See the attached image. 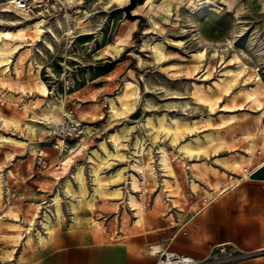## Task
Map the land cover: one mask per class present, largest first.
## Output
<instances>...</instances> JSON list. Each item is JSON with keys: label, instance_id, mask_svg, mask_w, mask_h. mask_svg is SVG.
Instances as JSON below:
<instances>
[{"label": "rangeland", "instance_id": "rangeland-1", "mask_svg": "<svg viewBox=\"0 0 264 264\" xmlns=\"http://www.w3.org/2000/svg\"><path fill=\"white\" fill-rule=\"evenodd\" d=\"M134 1L50 0L24 17L0 6V40L2 32L30 25L25 37L10 42L0 64V115L22 127L0 120V264H36L46 248L61 244L130 240L144 232L127 200L130 192L154 216L173 209L172 199L176 210L187 212L192 203V212L198 211L255 181L247 176L264 163V0ZM43 19L37 34L32 24ZM119 36L125 44L117 54L108 45ZM251 88L258 89L261 108L250 103ZM122 94L135 109L112 112L109 99L121 107ZM52 102L62 105L55 117L48 113ZM65 113H73L85 135L56 148L49 126ZM158 118L179 122L177 143L172 133L158 134L148 125ZM114 133L125 158L112 156L99 168L98 156L107 155L103 141L117 151ZM187 142L203 151L187 156L180 149ZM161 146L170 154L173 176L164 175ZM138 159L154 166L156 181L144 183L131 170ZM80 168L83 185L76 177ZM95 168L107 193L121 188L120 198H94ZM131 174L142 182L137 191ZM257 183L262 186L251 190L264 191V181ZM46 214L54 234L44 248L39 235L49 236ZM247 250L264 258V247Z\"/></svg>", "mask_w": 264, "mask_h": 264}, {"label": "crops", "instance_id": "crops-1", "mask_svg": "<svg viewBox=\"0 0 264 264\" xmlns=\"http://www.w3.org/2000/svg\"><path fill=\"white\" fill-rule=\"evenodd\" d=\"M257 182L260 181L243 183L246 188L211 199L198 211L192 212V203L187 212L176 210L172 199L174 210L154 216L145 213L143 226H139L144 232L124 242L68 243L46 248L48 243L36 264H154L157 256L147 253L148 248L153 253H157L155 248L158 252L169 248L196 259L205 258L213 247L222 243L246 250L263 248L264 191L251 190L262 186ZM154 217L156 225L152 224ZM239 264H264V258Z\"/></svg>", "mask_w": 264, "mask_h": 264}, {"label": "bare ground", "instance_id": "bare-ground-1", "mask_svg": "<svg viewBox=\"0 0 264 264\" xmlns=\"http://www.w3.org/2000/svg\"><path fill=\"white\" fill-rule=\"evenodd\" d=\"M16 15L19 16V14H16ZM23 17H24V15H23ZM44 22H45V20L43 19V20L37 21L34 24H32L36 28L37 34H41L43 32L42 26H43V23ZM29 26L22 27V28L20 27L17 31H10V30H8V31L2 32V34H1V40H0V64L1 65L5 61V60H3V59H5V55L7 53L9 54V52H11V50H12V46H11V43L12 42L11 41L17 40L18 38L25 37L26 36V33H27V28ZM124 44H125V39L123 37L119 36L116 39V42L111 43V44L108 45V50H111L112 49V50H114L118 54V53H120L122 51ZM157 53L159 55H161L163 53L161 47H158L157 48ZM204 56H205V52H202V51L199 52V57H204ZM43 94L44 95H47L46 86L43 87ZM196 96H197V94H196ZM247 96H248V99H249L250 103L253 106H255L257 108H261L263 106V103H262V101H261V99L259 97V93H258V89L257 88H251L248 91ZM119 98L121 100V107H118L113 99H109L110 100L109 102L111 104L110 106L112 108V112H116L118 114H124V113H126L128 111L130 112V111H132V110L135 109V105L133 103L134 101L132 102L131 100H125V94L120 95ZM196 99H197V103H199L198 102L199 99L198 98H196ZM204 99H205V97H204ZM204 99H202L200 97V100H201L200 103H203L202 101H205L206 100V99L205 100ZM56 102H57V100H56ZM56 102H52L53 104L50 105V112H48V113H50V117H55L56 116L55 113L57 111L56 108L62 106V105H59V103H56ZM209 102H210V99L208 100L207 104H209ZM33 104L34 105H38L37 104V101H34ZM158 119H159V121H158V124L157 125H155L150 119L148 120V125H152L153 129H155L158 134L161 131H165L167 134L172 133L173 142L176 141V143H177V141H178V131H179V122L178 121H175V125L173 126L171 124H167V122H166V120L164 118H158ZM0 120H1V125H3V126L8 127V126H10V124H12V126H15L17 129L18 128H20V129L22 128L20 122L10 121L9 119L2 117L1 115H0ZM187 125H188V123H187ZM31 130L35 134L36 131H37V128L34 127V126H31ZM85 131H86V129L85 128H82V132L85 133ZM2 138L6 139L7 141H11L13 143H18V145H20V143H22V141H19V140H17L14 137H2ZM110 138L113 141L114 145L116 146V150L117 151L116 152H111L108 149L105 141H103L101 143V146L106 151L107 155L105 157L98 156L100 158V160H101V164H98L96 166H99V168H100V166L102 164H105V163L110 162L109 160H110V157H112V156H115V157H117L119 159H124L125 158V155L123 153H121L119 151V149H118L120 147V145H121V136L118 133H114V134L111 135ZM208 138L210 139V136H208ZM221 139H222V137H221ZM200 140H201L200 137H197L195 141L198 142ZM138 142L136 144V147H137L136 154H139L140 153L139 143ZM180 149H181L182 152H184L189 157H193L194 154H196V153L199 154V153H201L203 151V149L201 147H199V146H197V148H194L193 143H191V142H187V143L181 145L180 146ZM160 153H161V159H160L161 160L160 161L161 164L160 165L163 166V170L166 172L164 175H166V176H169V175L173 176V174L175 172H174V169H173L172 164H171L169 152L163 146H161ZM70 159L71 158H68V159L66 158V160L63 162V166H65L66 164H68L70 162ZM236 163H238V162H236ZM198 164L197 163H194L193 165H191V167H194L195 169H197L198 166H199ZM236 167H237V165H236ZM131 170H134V171H137V172L141 173L142 176H143V179H144L143 180L144 183H146L148 181V177H151L155 181L157 180V176H156V172H155L154 166L152 164L147 165V166H144L141 163V159H138V160H136L133 163ZM95 175H96V179L95 180H96L97 183H96V185L94 187V195H93L94 198H97L98 196H101V197L102 196H104V197L105 196H109V197L112 196V197H114V199H118V198H120L122 196V190H121V188H116L111 193L110 192L107 193L105 191V188L103 187V183H102V180H101V177H100L99 169H96L95 168ZM76 177L80 180L81 185H83V172H82V168L79 169V172H78V174H77ZM131 177H132L131 178L132 179V181H131L132 188L135 191H137L140 188L142 182H140L139 178L136 175H134V174H131ZM247 177L249 178V176H247ZM67 191L69 193H71L70 188H68ZM127 200H129L130 206L133 208V210H135V215L137 217L136 224L138 226L142 227L143 226V221H144V214H145L144 213V208H143L142 202L138 201L136 199V196L133 193H131V192L129 193V199H127ZM54 203L56 204L57 207L59 206V198L58 197L55 198V202ZM72 204H73V206L75 205L74 203H72ZM45 218H46L45 220H47L46 226H47V229H48V232L47 233L49 234V236H43L41 234L39 235V241H40V244L43 247H45L49 243V240H50L51 236L54 234L53 233L54 232V228L51 227V225H50V223H51L50 216L48 214H46L45 215ZM92 224H93L94 227H98L99 226V222L96 221V220L93 221ZM12 226L13 227L16 226L14 228V229H16L17 226H20V225L19 224H13ZM19 234H21V233L19 232ZM11 236L13 237L12 239H14V237L16 238L15 235H11ZM30 241H31V239H30ZM154 250H155V252H158L159 249L158 248H155Z\"/></svg>", "mask_w": 264, "mask_h": 264}, {"label": "built area", "instance_id": "built-area-1", "mask_svg": "<svg viewBox=\"0 0 264 264\" xmlns=\"http://www.w3.org/2000/svg\"><path fill=\"white\" fill-rule=\"evenodd\" d=\"M49 2L50 0H2L0 6L5 5L23 15H30L36 11H42ZM84 135L73 113H65L63 121L50 124L48 131V137L56 143V148H62L69 142L83 139ZM152 254L157 256L154 264H239L258 257L257 251L242 249L231 243L216 245L203 259H196L169 248L157 253L152 252Z\"/></svg>", "mask_w": 264, "mask_h": 264}, {"label": "water", "instance_id": "water-1", "mask_svg": "<svg viewBox=\"0 0 264 264\" xmlns=\"http://www.w3.org/2000/svg\"><path fill=\"white\" fill-rule=\"evenodd\" d=\"M139 1L135 0L134 2ZM249 179L255 181H264V164L249 174Z\"/></svg>", "mask_w": 264, "mask_h": 264}]
</instances>
